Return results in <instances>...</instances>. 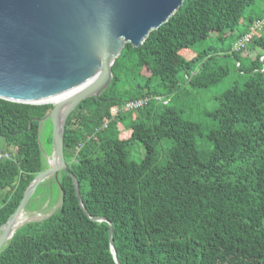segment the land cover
Returning a JSON list of instances; mask_svg holds the SVG:
<instances>
[{"label":"trees","instance_id":"obj_1","mask_svg":"<svg viewBox=\"0 0 264 264\" xmlns=\"http://www.w3.org/2000/svg\"><path fill=\"white\" fill-rule=\"evenodd\" d=\"M263 16L264 0H185L140 46L127 42L109 87L66 122L65 159L86 212L62 170L63 201L21 224L0 264H118L111 237L120 264H264V29L244 50L232 49ZM213 34L232 40L221 49L193 48ZM219 57H234L245 78L214 96L218 105L205 112L216 123L203 135L202 123L172 101L189 93L186 85L209 88L227 77L231 65ZM154 95L170 101L150 98L113 113L128 99ZM53 106L0 97V141L11 154L0 159V226L48 168L52 123L44 142L39 119ZM202 135L211 146L197 145ZM136 141L145 148L139 161L131 156Z\"/></svg>","mask_w":264,"mask_h":264},{"label":"water","instance_id":"obj_2","mask_svg":"<svg viewBox=\"0 0 264 264\" xmlns=\"http://www.w3.org/2000/svg\"><path fill=\"white\" fill-rule=\"evenodd\" d=\"M184 1L0 0V97L54 104L39 119L40 130L44 121L50 119L52 123L48 168L33 178L16 210L0 226V250L16 231L14 228L9 234L11 225L44 179L54 176L60 182L61 171L69 172L84 208L79 180L64 154L67 119L84 99L100 96L109 87L112 64L125 44L140 46ZM59 96L57 101L49 99ZM63 198L62 193L59 205ZM109 223L112 235L113 225ZM111 248L120 264L112 237Z\"/></svg>","mask_w":264,"mask_h":264},{"label":"rangeland","instance_id":"obj_3","mask_svg":"<svg viewBox=\"0 0 264 264\" xmlns=\"http://www.w3.org/2000/svg\"><path fill=\"white\" fill-rule=\"evenodd\" d=\"M248 10H250L249 7L247 8L246 13H248ZM244 26L245 23H242L238 30H242ZM231 40L232 37L230 36L224 40V42H222L217 37H215V34H213L206 39L196 42L193 48L200 50L207 46H213L216 49H221L225 45H228ZM218 61L221 63L227 62L231 65V72L227 77L209 88H191L189 85H186L185 90H187L189 93H187L181 100L175 98L172 101V103H177L178 106L183 107L186 118H190L202 123L203 135L207 134L209 129L216 123V121L208 116L205 112L207 109H213L218 105V102L214 99V96L225 91L227 88L231 87L237 82L242 83L243 79L245 78V75L241 74L239 69L234 65V57H219ZM46 127L47 120L43 122L41 130V135L44 142V130ZM203 135L197 139V145L199 147L211 146L212 144L210 141L206 138V136L203 137ZM144 153V146L139 141H136L132 146L131 156L139 161L143 158ZM53 177L54 176L48 177L39 184L35 195H33L32 199L26 206L24 212H26L25 214L28 220L42 218L45 215L50 214L58 207L62 193L59 182ZM87 187L88 186L86 184H82V190L86 191L88 189Z\"/></svg>","mask_w":264,"mask_h":264},{"label":"built area","instance_id":"obj_4","mask_svg":"<svg viewBox=\"0 0 264 264\" xmlns=\"http://www.w3.org/2000/svg\"><path fill=\"white\" fill-rule=\"evenodd\" d=\"M263 29H264V16L262 18L255 20L252 23L249 31L244 33L234 42L232 49L237 51L242 49L244 50L252 42L254 37L257 36ZM150 98H153L157 101H163L164 103H168L170 101V96H165V95H154V96L131 98L123 102L121 105H119V107H115L113 109V113L117 115L120 112L140 109L149 102ZM106 126L107 123L103 125L104 128ZM4 142L5 141L3 139L0 141V159L9 156V152L4 151V147H5Z\"/></svg>","mask_w":264,"mask_h":264},{"label":"bare ground","instance_id":"obj_5","mask_svg":"<svg viewBox=\"0 0 264 264\" xmlns=\"http://www.w3.org/2000/svg\"><path fill=\"white\" fill-rule=\"evenodd\" d=\"M62 96H59V97H53V98H49V99H52V100H55V101H57V100H59L60 98H61ZM70 116V115H69ZM53 142V141H52ZM45 153V156H46V154H48V153H46V152H44ZM11 156V154H10V152H9V156H7V157H10ZM2 161V160H1ZM28 204V203H27ZM27 206V205H26ZM26 208V207H25ZM25 211V209L18 215V217L16 218V220H15V222L11 225V227H10V233L9 234H11L13 231H14V228H18L22 223H24L25 221H27L28 219H27V217H26V212H24ZM3 232V230H1L0 229V234Z\"/></svg>","mask_w":264,"mask_h":264}]
</instances>
